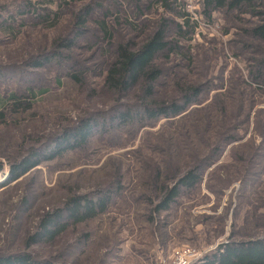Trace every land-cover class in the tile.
I'll use <instances>...</instances> for the list:
<instances>
[{
    "label": "rangeland",
    "instance_id": "1",
    "mask_svg": "<svg viewBox=\"0 0 264 264\" xmlns=\"http://www.w3.org/2000/svg\"><path fill=\"white\" fill-rule=\"evenodd\" d=\"M179 1L193 22L198 23L194 40L186 43L193 47L195 61H174L172 55L171 65L165 67L178 66L175 72L189 80L210 78L214 85L205 96L208 94L211 100L224 91L220 79H246L253 65L250 60L263 59L264 47L242 36L249 23L238 22L235 15L217 12L213 22H209L202 15V0ZM156 2L0 0V107L12 94L24 95L29 90L37 94L29 110L10 114L7 123L0 127V163L5 166L0 183L5 182L11 163L20 161L32 149L44 150L52 145L62 130L93 114L111 111L116 105L133 104L134 91L130 97H115L105 87L103 64L111 60V43L127 40L139 44L155 31L162 18L181 22ZM138 6L143 15L134 21L139 28L134 32L126 21L134 20L131 16ZM88 8L92 12L83 33L78 35L74 28L76 17ZM244 19L253 20L250 16ZM67 40L74 47L58 49V44ZM60 54L64 56L61 60ZM46 57L51 61L45 67H31ZM169 89L160 88L159 93L166 95ZM257 99L250 123L246 121L239 129H248L243 140L227 147L207 171L198 192L186 194L171 211L156 215L154 223L149 220L153 208L148 197L153 195L148 191V163L151 167L159 165L167 156L166 147L156 135L181 133L176 125L166 126L167 120L137 133L131 128H116L97 134L83 149L44 163L0 190V253L32 252L37 259L53 264H161L178 248L198 249L203 259L229 238L238 240L261 234L264 142L255 123L258 120L264 125V112L260 115L264 111V94H258ZM230 107L235 110L237 106ZM253 155L260 158L252 160ZM187 162L188 158H182L179 163L184 167ZM245 168L248 172L251 169L252 176L242 182ZM117 173L123 193L115 198L109 212L95 221L69 228L53 244L27 250V240L44 212L62 205L72 193L93 194L97 188L107 187ZM224 178L226 187L219 186L217 180L221 184ZM208 185L217 193H212ZM24 198L31 202L26 210L21 207ZM84 234L92 235L91 242L79 245Z\"/></svg>",
    "mask_w": 264,
    "mask_h": 264
},
{
    "label": "trees",
    "instance_id": "2",
    "mask_svg": "<svg viewBox=\"0 0 264 264\" xmlns=\"http://www.w3.org/2000/svg\"><path fill=\"white\" fill-rule=\"evenodd\" d=\"M156 4L168 13L177 15L181 22L162 18L155 31L144 37L139 44L127 40H120L118 44L111 43V60L103 64L106 69L105 87L115 97H130L128 95L134 91L133 104L116 105L106 113L93 114L80 120L74 127L62 130L54 137L53 144L44 150H30L20 161L10 164L5 182L0 183V190L19 181L44 163L83 149L97 134H105L116 128H131L137 133L146 127L154 128L159 121L167 120L166 126L176 125L181 133L156 135L159 142L166 147L164 152L167 156L159 165L151 167V162L148 163V171L151 172L148 191L153 195L148 197V203L153 208L149 220L154 223L156 215L171 211L186 194L198 192L207 171L222 157L227 147L243 140L248 129L245 132H239V129L242 124H247L246 121L250 123L251 113L258 103V94L260 97L264 94V58L250 60L253 65L250 66L246 79H220L221 89L224 91L210 100L208 94L205 96L214 85L210 78L189 80L175 72L178 66L165 67L171 65L172 55L175 57L174 61H185L189 64L195 61L192 55L194 49L186 43L194 40L198 23L193 22L186 12V6L179 0H157ZM201 6L202 15L209 22H213L215 13L223 12L235 15L238 22L249 23V28L242 30V36L264 47V0H202ZM134 11L131 16L134 20L127 19L126 23L135 32L139 28H136L134 21H138L143 12L139 6ZM91 12L92 9L88 8L77 15L74 28L79 31L78 35L86 28ZM247 16L253 19L252 22L244 19ZM57 47L71 50L74 45L67 40L59 43ZM63 57L62 54L58 55L60 60ZM49 61L51 59L46 57L37 60L31 67L42 69ZM179 66L181 68L180 64ZM160 88L170 89L166 95H162L159 93ZM36 95L33 90L26 91L24 95L12 94L0 107V127L7 123L10 114L13 116V113L29 110ZM231 104L237 106L235 110L230 107ZM263 112L262 110L260 115ZM255 128L264 142V125L257 120ZM182 158H188L184 167L179 163ZM256 158L260 157L252 156V160ZM4 170V164L0 163V174ZM244 170L241 180L247 182L248 177L252 176L251 169L249 172L246 168ZM217 183L226 187V178L220 180L221 184L218 180ZM208 188L212 193H217L213 192L211 186ZM92 193H72L62 205L44 212L36 225V231L27 240V250L42 244H53L69 228L95 221L109 212L115 198L123 193L120 173L115 174L113 182L107 187H99ZM30 205L29 198H24L21 207L26 210ZM256 234L245 236L246 239L244 236L238 240L229 238L226 243L193 264H264V231ZM91 237L90 234H84L79 245H88ZM74 245L77 246L78 242ZM0 264L53 262L42 261L32 252H24L0 253Z\"/></svg>",
    "mask_w": 264,
    "mask_h": 264
},
{
    "label": "built area",
    "instance_id": "3",
    "mask_svg": "<svg viewBox=\"0 0 264 264\" xmlns=\"http://www.w3.org/2000/svg\"><path fill=\"white\" fill-rule=\"evenodd\" d=\"M202 259V253L192 247H182L176 249L168 261L161 264H193Z\"/></svg>",
    "mask_w": 264,
    "mask_h": 264
}]
</instances>
